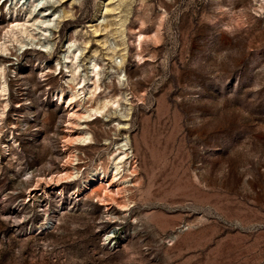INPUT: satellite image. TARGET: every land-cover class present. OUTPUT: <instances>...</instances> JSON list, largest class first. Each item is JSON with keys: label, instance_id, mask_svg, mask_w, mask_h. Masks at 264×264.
Masks as SVG:
<instances>
[{"label": "rangeland", "instance_id": "rangeland-1", "mask_svg": "<svg viewBox=\"0 0 264 264\" xmlns=\"http://www.w3.org/2000/svg\"><path fill=\"white\" fill-rule=\"evenodd\" d=\"M42 1L50 49L0 57V264H264V0ZM70 43L81 77L100 66L85 105L120 97L83 146L65 141L53 96ZM121 146L119 191L106 176L109 196L80 191ZM63 167L78 176L35 185Z\"/></svg>", "mask_w": 264, "mask_h": 264}, {"label": "bare ground", "instance_id": "bare-ground-1", "mask_svg": "<svg viewBox=\"0 0 264 264\" xmlns=\"http://www.w3.org/2000/svg\"><path fill=\"white\" fill-rule=\"evenodd\" d=\"M6 1L7 0H0V9L3 4H6ZM42 3V0H38L36 3L32 2L28 6H23L24 2L20 0H10V3L5 7V14L10 18V22L7 23L4 30L0 32V57L6 59L12 54L13 50L18 52L35 46H39L42 52H47L50 49L51 44L46 40V36H49L50 25L54 22L57 15L55 12H49L47 8H43ZM143 37V34L136 35L135 40L138 45ZM41 39H43V41H41ZM68 48L63 58V65L60 63L55 64V69L62 71L65 79L63 82L64 85H60L53 92V96H56V99L64 104L66 110V119L64 120L66 123L64 125L66 127L65 141L73 145L83 146L92 142L90 132L85 130L87 127L86 122L102 115L108 108L118 107L120 105V97L101 96L97 98L93 105H85V99L93 98L100 89V66L95 61L90 62L88 74L86 77H81L79 74L80 65L78 63L81 51L71 43L68 45ZM8 65L9 64L2 62L0 63V126L3 124L4 117L6 116L10 104L9 84L5 76ZM45 69L48 70V66H46ZM64 86L66 88H64ZM10 134V139L13 140L14 136L12 133ZM2 144L4 148L7 147L3 142ZM72 153L73 150L68 152L65 162L71 163L72 160L76 158ZM73 157L74 159H72ZM126 157L128 158V152L126 148L121 146L109 160L110 163L107 170L94 168L90 172L89 177L82 181L80 191L91 188L93 183H98L97 186L100 187V184H102L106 176L110 179V182L107 183V187L113 185L115 182L116 190H114L118 192V186L121 183V181L120 183L118 182L120 179L118 175H121L124 170V164L127 163ZM77 176L78 171L75 170L74 167L70 169L63 167L60 172L50 174L49 177L37 178L35 185L43 181L46 184L52 183L59 186L60 183L70 181ZM123 182L124 181H122V184ZM53 188L55 189L56 187L54 186ZM101 189H105L103 191V197L109 196L106 191L108 189H106L104 184L101 186ZM90 190L93 191V188ZM112 199L114 200V198ZM124 207H126V205Z\"/></svg>", "mask_w": 264, "mask_h": 264}]
</instances>
